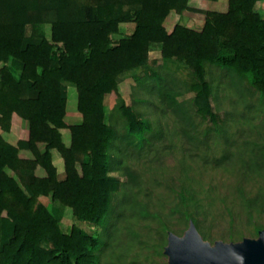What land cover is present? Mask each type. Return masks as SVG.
<instances>
[{"label": "trees", "instance_id": "trees-1", "mask_svg": "<svg viewBox=\"0 0 264 264\" xmlns=\"http://www.w3.org/2000/svg\"><path fill=\"white\" fill-rule=\"evenodd\" d=\"M261 1L229 0L227 12L204 13L202 30L176 25L168 32L170 12L190 11V0H0V127L9 132L15 114L29 124V139L17 146L0 134V264H112L103 263V256L119 223L156 216L133 195L138 178L131 169L125 168L124 183L113 176L121 164L113 151L121 150L106 97L117 96L116 109L127 121L121 140L142 149L149 142L148 123L119 87L132 73L139 84L161 81L151 68L153 46H160L165 64L188 72L194 112L215 125L207 63L247 79L264 96V17L256 11ZM128 23L135 25L133 34L115 41ZM36 25H49L50 38L28 36V27ZM72 90V108L82 117L76 125L65 121ZM177 96L168 94L173 106ZM21 150L34 158H21ZM54 151L64 162L63 179ZM122 187L128 193L117 203ZM42 197L71 209L86 228L64 231ZM183 215L199 232V221L188 211Z\"/></svg>", "mask_w": 264, "mask_h": 264}, {"label": "rangeland", "instance_id": "rangeland-1", "mask_svg": "<svg viewBox=\"0 0 264 264\" xmlns=\"http://www.w3.org/2000/svg\"><path fill=\"white\" fill-rule=\"evenodd\" d=\"M228 6L229 0H190L191 10L183 14L171 11L164 26L168 32L176 25L200 31L205 12H227ZM256 11L264 17V0L257 4ZM134 29L132 23L122 24L113 38L115 41L128 38ZM27 35L50 38L51 29L49 25L29 26ZM160 51V46H153L150 55L151 68L162 78L160 82L147 80L139 84L132 73L122 77L119 87L127 105L148 123L145 138L149 142L144 148H135L121 140L127 134V121L116 109V95L105 100L109 124L119 137L116 146L121 150L113 151V157L121 162L113 176L124 183L127 181L124 170L131 169L138 178L133 195L156 217L137 216L120 222L119 232L105 252L103 263L174 264L175 243H185L195 232L184 211L199 221L201 229L197 231L196 246L201 255H214L220 247L244 241L258 243L256 228L264 230V96L247 79L207 63L212 105L218 116L215 125L194 112L195 94L188 90L191 82L188 72L179 70L176 64H165ZM73 91L65 118L68 125L82 122L81 115L72 108H77ZM168 94L178 95V106L171 104ZM23 121L24 130H29L28 122ZM9 132L0 127L4 138ZM7 139L15 146L23 141L13 144L17 140L15 136ZM133 142L136 145L138 139ZM39 149L44 152L45 145L40 144ZM53 159L63 179L64 162L56 151ZM127 193V188L122 187L115 202L119 203ZM182 196L187 198L188 206ZM40 200L64 231H70L73 225L86 228L74 218L71 209L51 197Z\"/></svg>", "mask_w": 264, "mask_h": 264}, {"label": "water", "instance_id": "water-1", "mask_svg": "<svg viewBox=\"0 0 264 264\" xmlns=\"http://www.w3.org/2000/svg\"><path fill=\"white\" fill-rule=\"evenodd\" d=\"M185 242H176L173 250L174 264H264V231L258 243L244 241L229 247L218 248L216 254L201 255L196 246L197 229Z\"/></svg>", "mask_w": 264, "mask_h": 264}, {"label": "crops", "instance_id": "crops-1", "mask_svg": "<svg viewBox=\"0 0 264 264\" xmlns=\"http://www.w3.org/2000/svg\"><path fill=\"white\" fill-rule=\"evenodd\" d=\"M24 124L26 123L16 114L13 116L11 130L9 133H6V136H8L9 138L10 136H15L17 138L16 143L13 142V144H17L20 140L27 141L29 139V130H24ZM7 138L6 140L12 143ZM19 155L23 159H33V154L29 150H21ZM37 173L39 176H45V172L42 169H38Z\"/></svg>", "mask_w": 264, "mask_h": 264}]
</instances>
